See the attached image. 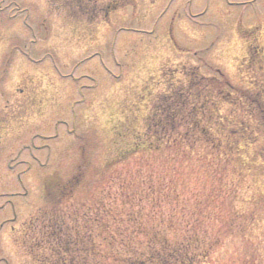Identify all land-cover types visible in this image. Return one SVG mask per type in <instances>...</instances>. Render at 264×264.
Here are the masks:
<instances>
[{
    "label": "rangeland",
    "instance_id": "obj_1",
    "mask_svg": "<svg viewBox=\"0 0 264 264\" xmlns=\"http://www.w3.org/2000/svg\"><path fill=\"white\" fill-rule=\"evenodd\" d=\"M147 119L176 131L154 143ZM240 123L255 140L225 154ZM163 236L264 264V0H0V264Z\"/></svg>",
    "mask_w": 264,
    "mask_h": 264
},
{
    "label": "trees",
    "instance_id": "obj_2",
    "mask_svg": "<svg viewBox=\"0 0 264 264\" xmlns=\"http://www.w3.org/2000/svg\"><path fill=\"white\" fill-rule=\"evenodd\" d=\"M218 86H219L218 83H216L215 87H218ZM215 93H217V91ZM220 95L222 96V98L220 97ZM228 95H230L228 92L224 93L223 90H220L219 95H218V103L219 102L223 103L225 101H228V98H227ZM212 101H213L212 99L208 98L206 102H203L202 104H194V105H197L196 108L204 112V110L207 109L208 103ZM213 112L218 113L216 109H214ZM191 125H194V124L192 123ZM221 125H223V123ZM189 128L190 127H188L186 131L192 129V128L190 129ZM218 130L220 131V128ZM257 130H258L257 127L254 128L253 126H250L248 123H240L238 124L237 127L230 128L229 131L232 134H239V135L237 136L236 138L237 140L233 144L228 142L226 146L224 147L225 150L222 149V151L225 154H230L231 151L234 150L233 147L237 149V152L246 150L250 145L253 144L252 142H246V139L253 138V140H255V137L257 135L256 134ZM175 131L176 130L174 128L173 129L172 128L163 129L159 127L153 128L151 126V120L147 119L145 136L146 138H150L152 135V137L155 140L154 143L156 141L160 142V139L165 138V136H167L168 134L174 135ZM223 131H224V128H223ZM226 131L227 130L225 128L224 132L226 133ZM250 131H251V134H249V136L247 137L246 134L250 133ZM239 138H241V140H239ZM143 145L144 143H141V144L139 143L138 149H140V146H143ZM238 156L241 157L240 154H238ZM80 175L83 176L82 173ZM80 180L81 178L77 175L71 178L69 181L64 182L60 180H55V182H49L48 184H46L45 192L47 195H49L51 199H57L58 197H60V195H65L66 192L75 190L76 185L79 184ZM91 233H92V230L90 231V234ZM110 241L116 242V238L112 237ZM168 241L169 240L165 236H163L162 238L161 237L157 238L156 240L151 239V238L146 239V240L139 239V240H136V242L135 241L134 242L137 243L139 247H142V245H144L145 249H140L137 247V249L134 248V250L132 251L129 247L130 245H128V248H125L126 245L123 244V241H122L121 244H123V247H124L122 248V250L124 249L125 251L123 250L122 253L118 251H115V252L109 251V252H106L107 254L98 255L96 256L97 260L95 262H92V264H102V262L104 261L109 262V264H112L113 262H116L117 264H193V262L191 261L189 257L191 254L189 255V248H188L189 246L192 245L191 242L186 243L185 241L182 246L174 247L173 244L169 245ZM127 242L131 243V240L127 239ZM155 244L157 245L156 248H155ZM91 248H95V245L92 242H91L89 250ZM137 250H141V251H139V254H136L134 255V257H132L133 253ZM126 251H129L132 254L126 255L125 253ZM202 255H205V254L203 253ZM197 257H198V261L202 260L203 258V256L197 255L196 260H197ZM67 260L70 261L69 264H75V262H73L74 261L73 256L69 255L67 257Z\"/></svg>",
    "mask_w": 264,
    "mask_h": 264
}]
</instances>
